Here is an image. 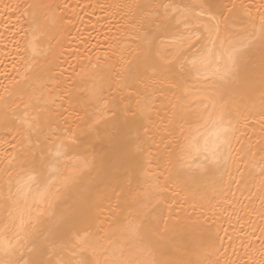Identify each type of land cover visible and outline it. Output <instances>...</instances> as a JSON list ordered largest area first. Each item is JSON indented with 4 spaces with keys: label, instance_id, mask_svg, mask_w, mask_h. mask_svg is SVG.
Returning <instances> with one entry per match:
<instances>
[{
    "label": "bare ground",
    "instance_id": "6f19581e",
    "mask_svg": "<svg viewBox=\"0 0 264 264\" xmlns=\"http://www.w3.org/2000/svg\"><path fill=\"white\" fill-rule=\"evenodd\" d=\"M207 3L231 8L212 46ZM261 5L0 0V261L264 264V177L201 167L222 123L234 161L264 148ZM241 19L256 38L225 81Z\"/></svg>",
    "mask_w": 264,
    "mask_h": 264
},
{
    "label": "snow or ice",
    "instance_id": "6c2138e0",
    "mask_svg": "<svg viewBox=\"0 0 264 264\" xmlns=\"http://www.w3.org/2000/svg\"><path fill=\"white\" fill-rule=\"evenodd\" d=\"M133 7L139 10L141 15L148 13L149 15H155V13H151L149 10L155 7L156 5L146 4V5H134ZM167 7V6H164ZM202 9L207 10L208 22L205 23V32L206 39L210 46L215 45L217 38L220 35V25L225 20H231L229 16L225 15V12H231V8L225 4H217V3H207L201 5ZM232 7H235L233 5ZM264 7V5H261ZM246 15H250V13H246ZM260 33L262 34V39H264V14L260 16ZM249 21H245L243 19L238 22L230 23V27L235 29V33H226V39L231 48L229 50L228 63L224 64L220 67V79L227 81L230 77H234L235 74L239 71V60L242 57L244 50L250 45L251 41L255 39V35L245 31L248 27ZM223 43V42H222ZM208 52H211V47L208 48ZM203 63H207V58H202ZM102 114L97 118V122L100 118H103ZM245 112L243 110L238 111L237 114V123L240 120L246 119ZM261 119H264V112L261 113ZM27 123V122H26ZM7 128L8 126L5 125ZM28 127L33 129L31 123H28ZM54 131V130H53ZM236 129L234 127H230L225 124H221L217 131L214 133L216 140L213 145V151L210 156L205 157L208 160V164L201 166L203 169L202 178L206 182H213L215 180L223 181L224 176H230L229 166L232 163H236L237 165L243 164L245 168H251L253 170L258 169L261 177H264V148L261 149V155L259 160L253 159L254 153L242 154L241 158L237 161L233 160L232 155V140L234 138V133ZM75 143V140L71 141ZM65 148V145L59 139L57 140V148L53 151V155L60 157L62 155V150ZM82 167L87 166V162H83ZM212 166H215L217 170L223 169L222 174H217V172L213 171ZM237 173L241 176L243 173L237 167ZM34 176L29 177V181L34 180ZM31 236V233H24L23 237L18 235L19 239L27 240ZM0 264H3L0 261ZM33 264H37V262H33Z\"/></svg>",
    "mask_w": 264,
    "mask_h": 264
}]
</instances>
